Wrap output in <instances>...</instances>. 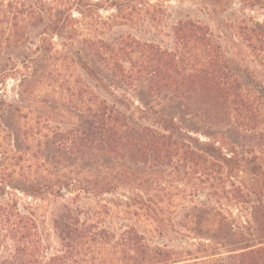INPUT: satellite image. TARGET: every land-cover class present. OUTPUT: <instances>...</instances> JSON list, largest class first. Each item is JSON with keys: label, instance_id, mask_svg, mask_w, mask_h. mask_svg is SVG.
<instances>
[{"label": "trees", "instance_id": "trees-1", "mask_svg": "<svg viewBox=\"0 0 264 264\" xmlns=\"http://www.w3.org/2000/svg\"><path fill=\"white\" fill-rule=\"evenodd\" d=\"M110 5L118 4L111 0ZM126 6L118 11L126 13L130 8ZM41 22L37 6L21 0H0V52L22 48L29 30ZM242 33L264 68V28L251 24ZM173 39L171 49L130 35L118 40H92L87 45L99 60L111 66L115 77L130 85L146 83L150 93L165 94L179 104L182 115L210 128L231 127L238 135L264 143V86L226 54L208 24L180 19L173 26ZM70 95L79 107L82 125L81 129L61 132L44 124L30 109L8 103L0 94V111L8 107L9 127L21 141L18 153L0 154V196L12 189L32 197H62V189L67 191L70 184L75 196L86 192L73 177H66L67 181L58 175L51 180L29 174L30 167L37 172L45 170L48 157L69 154L88 160L112 156L152 165L170 163L189 172L194 179L193 195L201 192L207 196L204 203L184 206L179 219V227L196 241L195 247L147 244L136 228L127 227L118 233L101 227L89 220V213L81 218V209L66 201L52 218L58 248L49 252L33 215L21 212L13 199L1 198L0 249L5 250L0 264H264V199L259 196L252 202L250 218L244 223L229 218L213 204V196L220 192L213 183L221 181L226 172L218 157L177 138L175 132L181 128L172 118L168 120L164 111L139 110L140 118L162 124L137 125L131 120L134 112L127 116L90 90L82 88ZM103 178L98 194L117 187L116 180ZM241 190L239 187L240 195Z\"/></svg>", "mask_w": 264, "mask_h": 264}, {"label": "rangeland", "instance_id": "rangeland-1", "mask_svg": "<svg viewBox=\"0 0 264 264\" xmlns=\"http://www.w3.org/2000/svg\"><path fill=\"white\" fill-rule=\"evenodd\" d=\"M21 1L40 8L42 22L29 30L22 48L0 52V94L8 103L30 109L44 124L61 132L81 129L83 118L70 94L80 93L82 88L127 116L134 112L130 118L137 125L162 124L140 118L139 110L147 108L157 114L164 111L166 118H172L174 125L181 128L175 132L177 138L218 157L224 164L222 180L213 183L220 192L218 197L213 196L212 203L238 223L249 220L252 202L259 196L264 199V143L238 135L231 127L210 128L182 115L179 104L165 94L150 93L146 83H125L89 50L87 43L130 35L171 49L175 23L192 18L208 24L226 54L264 86V68L242 33L251 24L264 28V0H116L117 6L110 5L111 0ZM125 6L130 7L126 13L118 11ZM7 109L5 106L0 111V154L18 153L21 147L19 137L9 127ZM28 171L42 179L73 177L86 190L75 196L70 184L67 191L62 189V197H32L12 189L0 196V200L13 199L21 212L33 215L49 252L58 248L52 218L66 201L81 209V218L89 213V220L101 227L118 233L127 227L136 228L147 244L195 247L196 241L179 227V219L184 206L204 203L207 196L201 192L193 195L194 179L182 168L170 163H137L127 157L83 160L65 154L48 157L45 170L37 172L30 167ZM105 176L116 180L117 187L98 194L96 190ZM4 250L0 249V255Z\"/></svg>", "mask_w": 264, "mask_h": 264}]
</instances>
